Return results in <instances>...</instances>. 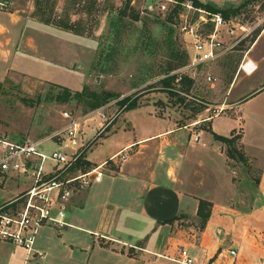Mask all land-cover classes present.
Here are the masks:
<instances>
[{
  "label": "rangeland",
  "instance_id": "374dc122",
  "mask_svg": "<svg viewBox=\"0 0 264 264\" xmlns=\"http://www.w3.org/2000/svg\"><path fill=\"white\" fill-rule=\"evenodd\" d=\"M9 1L3 10L11 12L15 21L1 31L0 38V135L16 141L40 140L38 147L45 152L59 143L61 149L71 150L63 135L47 138L54 132H64L68 119L61 117L63 110L78 119L76 143L85 146L79 148V154L84 153L94 163L104 158L116 141L132 137L133 131L162 127L166 119L160 116L173 117L176 124L196 131L198 126L205 125L207 118L221 111L211 103L223 101L224 83L243 55L251 52L261 61L264 59V28L248 51L264 25V0L258 6L249 2L230 16L233 23L253 22L255 26L223 55L197 66L198 73L190 77L189 85L185 79L175 78L167 83L161 79L167 67L173 70L183 60L186 63L190 55L188 38L178 28L176 10L146 12L142 0ZM217 1L218 6L224 7L240 0ZM205 74L210 75V80L205 79ZM250 81L262 82L253 86ZM263 86L264 65L248 75L239 72L230 96L239 92L245 97ZM64 88L69 95L65 96ZM73 91L79 92L73 95ZM121 97L136 98L137 105L121 108L118 103ZM255 97L242 106L246 139L254 135L264 138V95ZM253 103L255 112L248 113ZM225 116L221 113L213 120L223 124ZM223 127L220 129L226 133L228 128L225 124ZM47 162L43 165L47 166ZM227 162L224 177L232 178L240 196L232 199L226 195L223 199L229 206L237 207L238 203L244 206L248 202L242 197L252 193L260 168L249 161L244 164L229 158ZM81 167L74 164L68 172ZM15 191L13 186L5 187L2 196H11ZM179 220L183 225L192 223L195 228L201 224L198 218L189 221L179 217ZM48 242L52 244V259L57 257L63 264L77 263L73 248L67 256L68 249L60 241L48 239ZM19 253V250L10 252L7 244L0 243V264L9 256L20 257Z\"/></svg>",
  "mask_w": 264,
  "mask_h": 264
},
{
  "label": "crops",
  "instance_id": "0c3cea01",
  "mask_svg": "<svg viewBox=\"0 0 264 264\" xmlns=\"http://www.w3.org/2000/svg\"><path fill=\"white\" fill-rule=\"evenodd\" d=\"M201 1L218 6L217 0ZM261 1L252 4L259 5ZM10 15L11 12L0 9V38L1 31L15 21ZM263 28L264 25L251 42L249 52ZM242 59H250L255 64L254 70L264 65V59L261 61L251 52ZM239 72L243 71L237 65L224 83L223 101L211 103L221 111L207 118L205 125L198 126L196 131L176 124L173 117L160 116L166 119L162 127L133 131L132 137L116 141L97 163L82 153L81 156L90 161L89 166H94L119 149L127 152L121 161L112 165L104 163L98 180L69 197L63 210L65 225L39 226L33 243V249L39 254L26 253L21 246L0 240L9 246L10 252L20 251V257L9 256L4 264H63L57 257L52 259V244L48 239L60 241L68 249L67 256L73 248L78 257L76 264H182L170 258L179 247L187 250L192 264H264V153H256L264 151V138L254 135L246 139L241 114L242 106L250 97L256 96V99L264 95V86L246 98L239 92L230 96ZM261 82L250 81L249 84L256 86ZM254 106V103L249 106L248 113L255 112ZM221 113L226 115L223 124L213 120ZM240 120L237 144L249 163L260 170L252 193L247 192V197H242L248 203L244 206L238 203L236 207L229 206L223 199L226 195L232 199L240 195L235 192L232 178L224 177L229 158L224 154V144L215 139L212 132L227 135L230 128L240 126ZM224 124L228 128L226 133L220 129ZM194 132H197L196 139ZM248 147L257 151L252 153ZM3 180L0 202L14 196L28 182L27 177ZM8 186L16 188L15 194L2 196V190ZM199 199L208 202L207 216L200 227L181 224L179 217L189 221L199 219ZM169 217L171 219H166ZM229 248H234L235 254H229Z\"/></svg>",
  "mask_w": 264,
  "mask_h": 264
},
{
  "label": "built area",
  "instance_id": "2783aa9c",
  "mask_svg": "<svg viewBox=\"0 0 264 264\" xmlns=\"http://www.w3.org/2000/svg\"><path fill=\"white\" fill-rule=\"evenodd\" d=\"M142 1L146 12L169 13L176 10L178 28L186 35L190 44V55L186 63L167 73H174L177 80L181 75L190 78L198 73L197 66L223 55L255 26L253 22L233 23L230 16L224 18L219 12L194 5L191 0ZM9 4V0H0V9ZM238 68L249 73L254 70L255 64L250 59H242ZM205 79L210 80V75L205 74ZM60 114L62 118L68 119L63 126L64 132H54L47 138H51V135H63L64 140L71 145L68 152L61 149L60 143L45 152L38 147L40 140L16 141L0 135V178L5 175L20 177L18 175L28 174L25 188L0 202V240L21 246L30 254H39L33 249L37 228L46 223L65 225L63 210L69 197L90 182L98 180L104 163L121 161L127 154L126 149L122 148L100 164L68 172L75 164L80 155L79 148L82 147L76 143L79 123L78 119L72 118L65 110ZM100 116L104 117L103 114ZM196 138L197 132H194V139ZM45 160H48L47 166L43 165ZM227 252L235 254L234 248H229ZM170 258L182 264H192V258L184 247H179L176 255Z\"/></svg>",
  "mask_w": 264,
  "mask_h": 264
},
{
  "label": "trees",
  "instance_id": "16d2710c",
  "mask_svg": "<svg viewBox=\"0 0 264 264\" xmlns=\"http://www.w3.org/2000/svg\"><path fill=\"white\" fill-rule=\"evenodd\" d=\"M254 1H256V0H240L235 5H228V6L220 7V6H216V5L209 3V2H206V1L191 0V2L194 5L201 6L205 9H208V10L213 11V12H219L222 15V17H224V18L238 13L241 7L245 6L249 2H254ZM183 62H184V60L182 62H180L179 64H181ZM171 69H172V67H167L165 74L161 77L163 82L167 83L170 81H174L175 74L174 73L167 74ZM179 79H185V82L187 83V85H189L191 82V79L186 75H181L179 77ZM165 90H166V88H165ZM78 92L79 91H73V95L78 94ZM254 92L255 91L251 92L249 95H252ZM69 93L70 92L64 88L65 96L69 95ZM246 97L247 96H245L244 98H246ZM118 103L120 105H122L121 108H132V107L137 105V100H136V98H134V99L132 98V99L127 100L126 97L125 98L121 97L118 100ZM93 105H96V104H93ZM240 134H241V126L230 128L227 135L217 134L215 132H212V136L215 139L220 140L224 144L223 151H224V154L227 158H231V159H234V160H237V161H240V162L246 164L248 161L247 156L242 151L240 145L237 144L239 137H240ZM95 137L96 136H94L91 139V141H93ZM75 165H77V166L80 165L83 168H86L87 166L90 165V161H88L87 159H85L81 155H79L75 160ZM207 212H208V202L205 201L204 199H199L198 203H197V214L199 216V220L201 221V224H202L203 220L206 218ZM166 219H171V217L166 218Z\"/></svg>",
  "mask_w": 264,
  "mask_h": 264
},
{
  "label": "water",
  "instance_id": "95a60500",
  "mask_svg": "<svg viewBox=\"0 0 264 264\" xmlns=\"http://www.w3.org/2000/svg\"><path fill=\"white\" fill-rule=\"evenodd\" d=\"M95 80H96V77H95Z\"/></svg>",
  "mask_w": 264,
  "mask_h": 264
}]
</instances>
